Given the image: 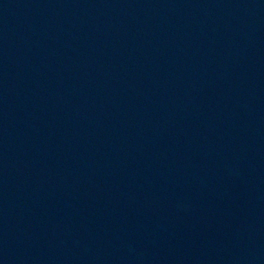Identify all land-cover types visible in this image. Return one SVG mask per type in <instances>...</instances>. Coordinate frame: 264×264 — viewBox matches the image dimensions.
Returning a JSON list of instances; mask_svg holds the SVG:
<instances>
[{"label": "water", "instance_id": "water-1", "mask_svg": "<svg viewBox=\"0 0 264 264\" xmlns=\"http://www.w3.org/2000/svg\"><path fill=\"white\" fill-rule=\"evenodd\" d=\"M0 264H264V0H0Z\"/></svg>", "mask_w": 264, "mask_h": 264}]
</instances>
